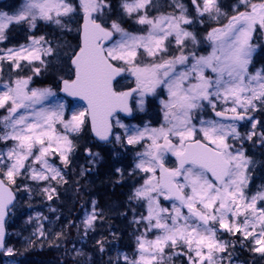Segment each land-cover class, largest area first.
Masks as SVG:
<instances>
[{
  "label": "snow or ice",
  "instance_id": "obj_1",
  "mask_svg": "<svg viewBox=\"0 0 264 264\" xmlns=\"http://www.w3.org/2000/svg\"><path fill=\"white\" fill-rule=\"evenodd\" d=\"M169 6L172 12L152 16L157 0H119L118 10L113 0H23L11 13L0 11V43L13 26L31 30L39 21L70 32L65 20L83 14L79 43L63 52L69 78L60 82L63 93L86 102L65 119V104L50 101L56 95L50 87L30 86L47 71L51 57H60V46L53 41L31 36L28 44L0 48V74L5 65L17 73L31 70V75L7 81L0 75V249L18 178L66 183L51 158L68 167L75 138L90 123L101 141L114 137L125 147L150 141L136 154L130 173L142 172L143 183L128 198L146 202L147 215L137 218L133 209V222H146L145 232L137 237L136 258L121 253L117 264L121 258L123 264H171L177 257L186 258V264H234L230 249L236 242L221 239L225 233L239 234L241 246L249 244L251 252L264 257V188L248 194L252 160L243 147L254 137L264 146V130H257L261 122L251 115L264 110V67L249 70L258 47L253 40L258 34L264 37V0H236L232 14L221 0H190V6L173 0ZM126 20L146 33L128 31ZM197 22L216 25L203 38L210 44L207 54H201L202 40L189 30ZM125 73L135 78V87L121 90L118 78ZM158 89L167 92V99L160 100L159 127L120 122L119 112L132 113L131 100L144 111L147 97L156 96ZM206 109L218 119H204ZM113 121L125 130L123 137L114 133ZM241 122L251 124L244 135ZM169 154L175 167L166 166ZM43 191L49 193L48 188ZM161 199L173 201L171 208L162 206ZM96 203L85 211V234L103 218ZM153 231L155 238L147 239ZM97 244L103 252L104 242ZM6 254L12 256L13 249ZM76 255L84 254L76 250Z\"/></svg>",
  "mask_w": 264,
  "mask_h": 264
},
{
  "label": "trees",
  "instance_id": "obj_2",
  "mask_svg": "<svg viewBox=\"0 0 264 264\" xmlns=\"http://www.w3.org/2000/svg\"><path fill=\"white\" fill-rule=\"evenodd\" d=\"M117 1L118 0H113V4H116ZM221 1L225 4V11H229V5L235 2V0ZM79 22L80 19L76 17L74 31L66 35L62 34L68 37L65 41H68L69 46H75L79 43ZM204 25L208 26L207 24ZM211 25H213V23ZM205 26L198 25L197 28L204 29ZM12 28L8 31V39L7 42L5 41V45L24 41L27 37L25 30L21 27H16L14 30H12ZM37 31L38 33L43 31L47 32V27L42 21L37 23ZM44 35L46 37L48 36L51 40L54 38L55 42H59L60 38H64L60 35L53 37L54 35L51 36L49 33ZM256 37L259 39L258 35ZM258 39L253 40V43L256 45L259 44V46L253 56L252 65L250 66L251 70L256 67H264V43L259 42L260 40ZM60 52H62V50H60ZM51 58L53 59V57ZM56 63H58L56 60H52L50 63V74H45L41 79L34 78L33 82L45 84L47 86L50 85L52 88L57 89L60 78H69V75L67 66L66 72L64 71L65 74H63L64 72H60L62 69H59ZM66 63L68 62L66 61ZM252 115L256 117L261 124H264V110H258L252 113ZM141 118L146 119L145 115ZM261 124L258 125L261 127ZM75 143L78 153L76 155L75 164L73 165L74 167L71 169L72 177L67 174L68 178L73 180V178L78 175L79 167L86 159L84 152L86 148L91 150V152L99 154L97 158H95V168L91 172H84L83 174L85 177H80V179L77 180V185L67 179L66 183L63 182L61 185H54L56 186L55 192L57 193L58 200L55 201L54 204L53 202L50 203V201H53L52 198L49 200V203H43L42 206L39 207L42 211H46L45 209L52 204L57 208V212L55 216L53 215L54 212L47 213L48 223L43 230L44 238L38 239L36 241L38 243L37 245L33 247L27 246V241L24 243L25 247L22 245L23 240H21V238L25 237L26 228L19 222V218L14 216L13 207L9 212L6 222L8 235L5 240V246H13L15 252L14 256L18 254L19 256L16 257H19V260H26L24 264H109L110 261L111 264H117L116 258L121 253L127 254L130 258H134L137 252V237L142 234L143 226L133 222V209H135V216L137 218L141 216L143 209L141 208V204L134 201L130 202L128 199L136 179V176H129L127 172V169L130 168L131 154L128 156L127 152L122 153V146L114 144L112 140L107 143L93 140L87 128V123L82 132L75 138ZM251 144L253 145L246 147V154L256 157L257 160L263 164L264 146L260 148L259 146H261V143L256 140H253ZM71 156L73 157V155ZM122 159H124V161ZM70 164L68 167H70ZM68 167H65V169H68ZM252 168H250L249 171L250 185L255 180V175L260 174L262 178L264 173L262 172L264 167L260 164L256 169ZM117 169L121 171L117 172ZM65 173L67 172L65 171ZM39 187L44 188L42 182L28 187L27 190L30 191V197L32 199L36 196ZM76 188L78 189L76 190ZM73 192H76V194L73 195ZM91 195L96 197V206L100 208L99 212L102 214L103 218L98 219L95 222L94 229L89 230L84 238L81 239L78 234L79 232L75 234L73 229L77 216L76 211L84 205L85 198ZM38 204H41L40 199ZM14 220L17 222L15 223ZM61 233L62 235L58 236V234ZM238 236L239 234L234 237L227 233L220 236L223 240L236 242L235 249H230V251H233L234 259H237L242 264H264V257L251 252V246H249V244L241 246ZM97 241L104 242L103 252L100 251V246L97 244ZM76 250H79L84 255L77 256ZM1 256L2 251H0V257ZM21 256L25 259H22ZM120 264H123L122 258ZM171 264H186V258H174Z\"/></svg>",
  "mask_w": 264,
  "mask_h": 264
},
{
  "label": "rangeland",
  "instance_id": "obj_3",
  "mask_svg": "<svg viewBox=\"0 0 264 264\" xmlns=\"http://www.w3.org/2000/svg\"><path fill=\"white\" fill-rule=\"evenodd\" d=\"M22 2H23V0H0V6H1L0 7V11H5V12L11 13L16 8H18L19 5ZM157 2H158V5H159L158 10H153L150 13V15L156 16V15H159L160 13H165L166 14V13H170V12L173 11V9L169 6V5L172 4L173 0H157ZM183 2L190 6V0H185V1L183 0ZM221 3L223 4L224 9L226 10L224 2L221 1ZM235 3H236V0H235V2H233V3H231L229 5V13L230 14H232L230 12V6L235 4ZM118 4H119V0L116 2V4H114V6H117V10H118ZM80 15H78L76 17H78L80 19ZM76 17H74L72 20H67V19L65 20V23L68 24V27L71 28V31H74V24H75ZM112 18H115V15H113ZM224 22H226V21H224ZM42 23L44 25H46V27H47V32L43 31L44 34L49 33V35H51V36L54 35L53 37H56V36L60 35V36H62L64 38H60L59 42H55L54 38L52 40L49 39V37L48 36L46 37L43 34V32L38 33L37 27L35 29L29 30L26 25H24V26H14L12 28V30L16 29V27L17 28L21 27L23 30H25V34L27 35V37L25 38L24 41H20L18 43H14V44L5 45V42L0 43V48H8V47L19 46L21 44H28V43H30L29 37H31V36H36V37L45 36L47 39L53 41V45L54 46L59 45L60 48H64V49H60V50H62V52H61V55H60L59 58H57L56 56H53V59L50 58V61L52 62V60H56L58 63H56L57 65L56 64L55 65L59 69H62V70H60V72L61 73H63L64 71L66 72V66L68 67L69 61L64 59L63 52L69 51V43H68V41H65V39H67L68 37L63 36V35L69 34V31L61 30L56 25L51 24V23H46L44 21H42ZM196 25L197 26L198 25L199 26L200 25L205 26V25L204 24H200L199 22H197L191 28H189V30L190 31H194V32H196L198 34L199 38H201V40H202V44H201V47H200V52H201V54H207V51L211 50L210 49V44H209V42H207L203 38L205 37L207 31L209 30V27H214L216 25L213 23V25L205 26L204 29L203 28L199 29V28H197ZM123 26L128 31H131V32H134V33H141V32L146 33V31H147L146 28H144L143 26L136 25L132 20H126V22L123 24ZM258 37H259V39L256 37L254 40L258 39V40H260L259 42L264 43V37L260 36L259 34H258ZM6 42H7V40H6ZM70 44H71V41H70ZM258 46H259V44H258ZM66 61L68 63H66ZM50 67L51 66L49 65L47 71H44L42 73V75H40L39 77H34V78L41 79L45 74L46 75L50 74V70H51ZM258 68L259 67L253 68L252 70L249 69V70H250V72L255 73V71ZM65 72L63 74H65ZM57 73H59V72H57ZM17 74L20 75V76L31 75V70H30V68L26 67L22 71H19L17 73V72H14L12 69H9L5 65L4 71L0 75H2V80L3 81H7L9 79H15ZM118 81H119V85L121 86V90H127V88L135 87V78L132 77L128 73H125L122 78L118 79ZM30 86L31 87H40V88L50 87L52 89V91L56 94L55 97L49 98L50 101L52 103L63 102L65 104V119L69 118L74 110L84 108L83 105L79 101H76V100H72L71 101V100H69L68 98L64 97L63 95H60L58 93L57 89L56 88H52L50 85L47 86L45 84L33 82ZM162 99L163 100L167 99V92H166V90L158 89V94L156 96L147 97L146 106H145V110L144 111L138 110L135 107V100H131L130 101V105L133 108L132 114H135V116H136L134 118V120H131V119L126 120L123 116H119V115H118V118H119V120H120V122L122 124L128 125L130 127L134 126V127L143 128L145 126V124H148L150 127H159L160 124L163 122L162 105L160 104V100H162ZM3 114H4V110L0 109V115H3ZM143 115H145L146 119H142L141 118ZM203 118L204 119H209V118H215V117L213 116V113L211 112L210 109H206L205 112H204ZM215 119H218V118H215ZM255 119L257 120L256 117H255ZM113 123H114V129H113L114 133H119L123 137L125 130L123 128H120L119 126L115 125L114 121H113ZM250 129H251V124H249L247 122H241V126H240L239 130H240L242 135L246 134ZM257 130L261 131V130H264V129H261V127L259 125H257ZM111 139H113V143L114 144H116V145L118 144V145L122 146V144L117 143L115 141L114 137H112ZM253 140L258 141V138L254 137ZM173 142L176 143L177 141L174 140ZM251 142L252 141H244V144H243V147H244V150H245V155L247 157H250L251 160H252V164L250 165V167L252 166L253 168L256 169V167L259 164L264 167V163L262 164L259 160H257L256 157L249 156V155L246 154L247 153L246 147H249V146L253 145V144H251ZM148 143H150V141L145 140L141 144H138V145H128L126 147L122 146V149H121L122 153L123 152H127L128 156H130V154H131L130 168L127 169V172H128L129 176H131L130 173L132 172V169L134 168V165L136 163V154L138 152H143L145 146ZM229 143L230 144L231 143H235L237 147L240 146L238 141L234 142L232 140H229ZM259 147L262 148L263 146L261 145ZM86 150H88V148H86L84 150L86 159L83 161V163H81V165L79 167L80 169H79L78 175L75 176V178H73V180L69 179L67 174H69L72 177L71 169H72V167H74L73 165L75 164L76 155L78 153V150H76V148H75V150H74V152L72 154L73 157L71 156L72 157V160H71L72 163L70 164V167H68V169H65V167L61 164V162L59 161L58 158H51L53 160V162L58 167L61 168V171L64 174V180L67 179L68 181H71L75 185H77L78 184L77 180L80 179V177H83V176L85 177V175L83 174L84 172L93 171V169L95 168V164H96V159L95 158H97V156L88 155ZM92 153H95V152H92ZM127 154H126V156H127ZM122 160L124 161V159H122ZM165 163H166L167 167H174V158H173V156L171 154L168 155ZM65 171L67 173H65ZM262 172H264V169H262ZM143 176H144V174L142 172L139 173L138 175H136V179L134 181L135 183H134V185L132 187V190L135 187H137L139 184L143 183V179H142ZM254 177H255V180L253 181V183L251 185L249 184V192H248L249 195L255 194L257 191H259L262 188H264V173H263L262 178H261L260 174L255 175ZM41 182L43 183L44 188L39 187L37 189L36 196H34V199H32L30 197V191H28L27 189H28L29 186L34 185V184H38L39 182L31 181V180L25 179L24 177H20L17 180L18 191L14 190L15 191V196H16V200L14 202V207H13L14 216L18 217L19 218V222H21L22 226H24L26 228L25 237L21 238V240H23L22 245L24 247H25V244H24L25 241H27V246L33 247L34 245L38 244L36 242L38 239L44 238V235L41 236L40 232L44 230L45 225L48 223V215H47V213H53L54 212L53 215L55 216V213L57 212V208L54 207V205H52V204H51V206H49V207H47L45 209L46 211H42L39 206H42L43 203H49V199H48V195L49 194H52V198H53V201H50V203L53 202V204H54V202L58 200V197H57V193L56 192L54 194L51 193V189L54 188L56 190V186H54V185L55 184L61 185L64 181H60V182L52 181L50 183L49 182H43V181H41ZM25 185L28 186L27 189L24 187ZM45 188L49 189V193H45L43 191ZM77 189L78 188H76V190ZM132 190H131V193H132ZM76 192H73V195L76 194ZM39 199H40V203L41 204H38L39 203ZM93 200H95V201L97 200L96 197L93 196V195L85 198L84 205H82L76 211V215L77 216H76V219H75V222H74V228L73 229H74V233L75 234H77L79 232L78 234H79L81 239H83L84 236L86 235L85 234V230H84V225H83V220H84V217H85V211L86 210L91 211L92 201ZM172 203H173V201H171V200H163V199H161V204L164 207L171 208ZM139 204H141V208L143 209L141 215H147V204H146V202H140ZM96 209H97V211H100V208L98 206H96ZM14 221H15V223L17 222L16 220H14ZM141 226H143L142 234H144L145 227H146V222L145 223H141ZM217 227H218V225H217ZM156 234L157 233L155 231H153L152 233H148L146 238L147 239H154ZM249 246H251V245H249ZM9 247H11L13 249V246L6 245L4 247V249L2 250V256L0 257V264H24V262H26V260H19V257H16V256H19L18 254L14 256V254H15L14 249H13V255L12 256H8L6 254V250ZM136 256H137V252H136L134 258H136ZM21 258L25 259L23 256H21ZM234 264H242V263L240 261H238L237 259H234Z\"/></svg>",
  "mask_w": 264,
  "mask_h": 264
},
{
  "label": "water",
  "instance_id": "obj_4",
  "mask_svg": "<svg viewBox=\"0 0 264 264\" xmlns=\"http://www.w3.org/2000/svg\"><path fill=\"white\" fill-rule=\"evenodd\" d=\"M81 21H80V25H79V29H80V27L82 26V24H83V14H81ZM78 41H79V33H78ZM60 89H59V93L61 94H63L64 96H66V97H68L69 99H76V100H78V101H80L82 104H83V106L85 107L86 106V102L85 101H83V100H81V99H79V98H77V97H72V96H68L66 93H63L62 91H61V88H62V84H61V82H60ZM131 88H133V87H131ZM129 88H127V90H128ZM120 114H122L123 116H126V117H128V113H125V112H119ZM88 124V129L90 130V134H91V136H92V138L93 139H95V140H99L97 137H95V135L92 133V131H91V126H90V123H87ZM99 141H101V140H99ZM101 142H105V141H101ZM175 158V157H174ZM6 219V218H5ZM5 233H6V231H5ZM5 239V238H4ZM1 250V249H0Z\"/></svg>",
  "mask_w": 264,
  "mask_h": 264
}]
</instances>
